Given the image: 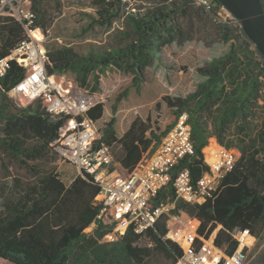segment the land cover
Segmentation results:
<instances>
[{
    "label": "trees",
    "instance_id": "16d2710c",
    "mask_svg": "<svg viewBox=\"0 0 264 264\" xmlns=\"http://www.w3.org/2000/svg\"><path fill=\"white\" fill-rule=\"evenodd\" d=\"M99 17L93 23L111 25L120 19L123 46L91 47L86 53L73 46L49 49L48 72H74L84 89L100 90V72L108 67L133 72L142 81L145 66L165 45L201 41L207 47L229 43V49L198 67L202 78L186 96L164 100L176 117L188 112L195 152L183 158L177 170L188 168L193 182L210 170L220 146L237 155L234 169L219 191L202 204L177 197L171 183L160 191L154 205L176 202L172 213H187L200 234L211 235L219 226L215 244L233 254L238 242L232 232L249 229V239L264 232V56L225 6L212 0V9L197 0H93ZM264 7V0H261ZM36 25L48 31L60 16L63 0H32ZM27 33L10 17L0 19V59L7 57ZM25 68L12 60L0 80V259L14 264H150L162 258L176 264L181 245L168 237L169 216L164 215L144 233L135 231L129 217L104 224L98 215L100 186L93 176L78 173L66 182L60 171L65 157L57 150L62 120H54L39 99L17 105L10 90L24 77ZM93 84V85H92ZM126 91L123 95H127ZM119 98L118 101H120ZM103 102L89 112L100 120ZM117 111V105L113 108ZM114 115L100 141L111 148L115 161L132 171L162 142L165 130L149 117L137 116L123 135ZM95 224L93 231L86 229ZM110 232L114 242L102 241ZM146 240L145 244H140Z\"/></svg>",
    "mask_w": 264,
    "mask_h": 264
},
{
    "label": "built area",
    "instance_id": "2783aa9c",
    "mask_svg": "<svg viewBox=\"0 0 264 264\" xmlns=\"http://www.w3.org/2000/svg\"><path fill=\"white\" fill-rule=\"evenodd\" d=\"M197 1L208 10L212 9V0ZM3 17L19 21L27 37L7 57L0 59V80L12 60L25 68L24 77L10 90V98L20 106L41 99L54 120H62L54 144L65 161L75 166L79 173L90 174L98 182L97 200L101 205L98 218L104 224L126 216L133 220L137 233H144L164 215L171 217L176 202L167 199L154 205L160 191L171 183L177 197L192 204H202L220 190L223 179L237 161V155L230 148L219 145L211 161L205 152L210 170L196 183L188 168L177 170L180 161L195 152L188 112L175 118L153 153L145 155L132 171L125 169L115 161L111 148L100 141L98 121L89 115L97 103L91 100L87 90L78 86L74 88L72 82L66 84L60 73L48 72L49 49L45 38L37 34V31H45L36 25L32 0H0V19ZM235 24L242 26L240 20ZM173 218L178 219L177 216ZM192 221L193 218L188 216L182 226L169 228L172 221L168 220V237L183 248L176 264H251V246L257 239H249V229L238 228L232 232L238 248L229 254L215 244L216 233L200 234ZM118 238L115 232H110L102 241L114 242Z\"/></svg>",
    "mask_w": 264,
    "mask_h": 264
},
{
    "label": "rangeland",
    "instance_id": "374dc122",
    "mask_svg": "<svg viewBox=\"0 0 264 264\" xmlns=\"http://www.w3.org/2000/svg\"><path fill=\"white\" fill-rule=\"evenodd\" d=\"M98 18L97 6L93 0H63V9L54 25L46 32L38 31L39 36L45 38L48 49L63 46H73L80 52L86 53L91 47L95 49H108L112 46H123L125 42L119 38V30L122 27L120 19L113 20L111 25L93 23ZM229 43H217L207 47L201 41H189L179 45L172 43L165 45L159 56L152 59L144 68L142 81L135 82L133 72L124 68L108 67L100 72V90L84 89L77 82V75L67 71L66 84L72 82L76 86L87 90L91 100L96 103L103 102L105 111L103 117L98 120L100 136H102L107 123L115 115L118 119L116 124L120 134L127 130L130 122L137 116L144 119L149 117L157 121L165 130L173 124L176 115L168 106L164 97L186 96L196 90L202 78L197 68L205 65L213 58L223 55L229 49ZM93 85V84H92ZM128 91L127 95H123ZM119 98H121L120 101ZM117 105V111L113 108ZM60 171L64 180L68 183L71 177L77 173V168L70 162L64 161ZM73 171L75 173H73ZM177 216L178 219L173 218ZM188 214L180 212L172 214L171 226L177 228L188 220ZM95 225H91L86 232H92ZM219 226L213 233H219ZM142 240L140 244H145ZM251 264H264V232L257 237L250 251ZM162 258L154 259L150 264H165ZM0 264H14L0 259Z\"/></svg>",
    "mask_w": 264,
    "mask_h": 264
},
{
    "label": "water",
    "instance_id": "95a60500",
    "mask_svg": "<svg viewBox=\"0 0 264 264\" xmlns=\"http://www.w3.org/2000/svg\"><path fill=\"white\" fill-rule=\"evenodd\" d=\"M241 21L246 35L264 56V7L261 0H218ZM84 174V172H81Z\"/></svg>",
    "mask_w": 264,
    "mask_h": 264
},
{
    "label": "crops",
    "instance_id": "0c3cea01",
    "mask_svg": "<svg viewBox=\"0 0 264 264\" xmlns=\"http://www.w3.org/2000/svg\"><path fill=\"white\" fill-rule=\"evenodd\" d=\"M132 121H133V120H132ZM132 121H131V122H132ZM131 122H130V124H131ZM130 124H129V126H130ZM129 126H128V127H129ZM127 129H128V128H127ZM117 130H118V129H117ZM125 132H126V130L123 132V134H124ZM118 134H119L120 136L123 135V134H120L119 130H118ZM60 167H61V165H60ZM73 173H75V172L73 171ZM78 173H79V171L77 170L76 175L73 176V177H71V181H73V179L78 175ZM71 181H70V182H71Z\"/></svg>",
    "mask_w": 264,
    "mask_h": 264
},
{
    "label": "bare ground",
    "instance_id": "6f19581e",
    "mask_svg": "<svg viewBox=\"0 0 264 264\" xmlns=\"http://www.w3.org/2000/svg\"><path fill=\"white\" fill-rule=\"evenodd\" d=\"M37 34H38V31H37Z\"/></svg>",
    "mask_w": 264,
    "mask_h": 264
}]
</instances>
